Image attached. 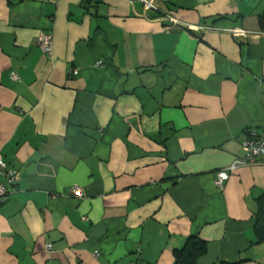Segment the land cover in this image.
<instances>
[{"label": "crops", "instance_id": "obj_1", "mask_svg": "<svg viewBox=\"0 0 264 264\" xmlns=\"http://www.w3.org/2000/svg\"><path fill=\"white\" fill-rule=\"evenodd\" d=\"M155 2L0 0V264H264V157L214 185L264 131V0Z\"/></svg>", "mask_w": 264, "mask_h": 264}, {"label": "built area", "instance_id": "obj_2", "mask_svg": "<svg viewBox=\"0 0 264 264\" xmlns=\"http://www.w3.org/2000/svg\"><path fill=\"white\" fill-rule=\"evenodd\" d=\"M58 0H51V2H57ZM101 3H107L110 0H96ZM145 10H157V4L155 0H138ZM166 2L167 0H162ZM169 23L178 25L176 20L168 15L165 17ZM219 33L228 34L234 38H245L249 34L242 29H225L219 31ZM36 44L44 56L51 55L52 36L49 32H40ZM101 62L97 63V66H101ZM76 75V71L72 72ZM11 79L14 82H18L20 79L17 75L11 74ZM243 157L235 159L226 169L217 173L216 180L214 182L215 188L219 191L223 190L224 184L229 180L231 174L241 167L251 166L256 164L260 158L264 157V131L261 134H256L250 131L247 134V138L242 143ZM20 181L19 173L10 168L5 162L2 155H0V207L7 203L9 197L15 193L16 187ZM72 194L75 198L81 199L82 193L79 188H74ZM83 220H86L83 218ZM48 250L50 245L46 247Z\"/></svg>", "mask_w": 264, "mask_h": 264}, {"label": "trees", "instance_id": "obj_3", "mask_svg": "<svg viewBox=\"0 0 264 264\" xmlns=\"http://www.w3.org/2000/svg\"><path fill=\"white\" fill-rule=\"evenodd\" d=\"M258 28L264 33V12L258 17ZM264 211V195L258 201L257 223L255 225V235L258 242H264V234L261 230V217ZM208 252L205 242L198 237L192 236L185 240L181 248L174 250L173 264H198Z\"/></svg>", "mask_w": 264, "mask_h": 264}, {"label": "water", "instance_id": "obj_4", "mask_svg": "<svg viewBox=\"0 0 264 264\" xmlns=\"http://www.w3.org/2000/svg\"><path fill=\"white\" fill-rule=\"evenodd\" d=\"M262 223H263V229H264V216H263V220H262Z\"/></svg>", "mask_w": 264, "mask_h": 264}]
</instances>
